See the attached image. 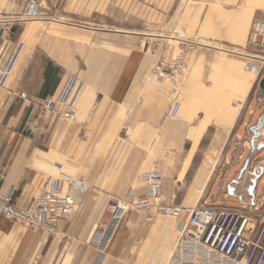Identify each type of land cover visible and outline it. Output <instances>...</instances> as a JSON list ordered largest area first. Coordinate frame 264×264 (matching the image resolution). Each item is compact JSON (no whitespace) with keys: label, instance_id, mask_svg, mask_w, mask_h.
<instances>
[{"label":"crops","instance_id":"1","mask_svg":"<svg viewBox=\"0 0 264 264\" xmlns=\"http://www.w3.org/2000/svg\"><path fill=\"white\" fill-rule=\"evenodd\" d=\"M13 1L11 9L0 0L8 19L22 10ZM46 15L54 17L0 31V64L12 59L0 86V193L12 191V203L25 208L47 179H58L77 212L51 236L0 215V264H168L177 235L172 242L148 213H129L107 253L92 244L113 201L144 197L141 174L154 168L166 204L264 206V128L256 139L250 132L264 116V65L259 76L247 72L244 56L254 23L264 21V0H193L198 18L187 31L209 46L189 52V71L175 84L154 78L155 57L130 49L121 61L120 44L108 56L113 70H101L100 29ZM71 76L72 119L45 111L41 103L56 99Z\"/></svg>","mask_w":264,"mask_h":264},{"label":"built area","instance_id":"2","mask_svg":"<svg viewBox=\"0 0 264 264\" xmlns=\"http://www.w3.org/2000/svg\"><path fill=\"white\" fill-rule=\"evenodd\" d=\"M21 1L20 14L10 19L0 14L1 33L9 32L15 21L43 19L44 13L40 10L38 0ZM187 46L188 43L182 41L176 54H171L170 47L166 48L154 69V76L169 79L175 84L177 77L189 68ZM248 46L252 51L251 54H244L247 59L245 70L259 76L262 68L258 63L264 65V21L254 23ZM220 51L228 52L223 49ZM261 51L262 58L258 56ZM11 66L12 59L0 64V86L7 81ZM77 95L78 78L71 76L58 97L45 99L41 106L45 111H56L63 118L72 119ZM177 107L178 103H174L173 115ZM56 170L60 176L64 175L61 167ZM141 179L149 186L144 197L135 198L128 193L111 204L109 221L97 231L92 243L101 254L109 247L126 216L136 211L148 213L149 218L162 215L180 219L174 252L168 264H264V206L259 210L251 205L243 210L204 205L184 208L165 203L161 177L156 168L142 173ZM68 180L71 184L78 182L69 177ZM76 212L74 199L70 195H61L58 179H47L40 193L25 208L12 203V191L0 193V215L48 236L56 233L59 222L72 219ZM185 214L187 218L182 220Z\"/></svg>","mask_w":264,"mask_h":264},{"label":"rangeland","instance_id":"3","mask_svg":"<svg viewBox=\"0 0 264 264\" xmlns=\"http://www.w3.org/2000/svg\"><path fill=\"white\" fill-rule=\"evenodd\" d=\"M38 1L40 10L44 13L43 18L48 17L47 19H50L54 16L46 14L57 12L63 14L72 24L100 29V69L103 71L113 70V63L109 64L107 62L108 56H112V53H114L112 48L114 44H120L122 49L120 54L121 61L125 59L130 49L155 57L152 63L153 75L154 69L166 48L170 47L172 54L174 48L178 45L175 48L178 52L179 44L185 41L188 43L189 54L192 50L197 48L204 49L206 48L204 47L205 45L209 46L208 43L200 40L195 34H190L187 31L194 25V19L198 18V16H193V0ZM9 3L11 5L10 8L14 9L15 2L9 0ZM216 51L225 53L219 49ZM103 61H106V63L101 64ZM112 61V57L109 58V62ZM188 71L189 68L186 72ZM154 78L156 77L154 76ZM156 79L160 80L161 78ZM132 212L138 213L136 211ZM185 218L187 217L185 216ZM176 221L178 219L162 215L151 217L150 220L152 224L158 222L166 225L170 229L168 238L172 239V242L177 235L175 232ZM110 245L105 253L109 250Z\"/></svg>","mask_w":264,"mask_h":264},{"label":"water","instance_id":"4","mask_svg":"<svg viewBox=\"0 0 264 264\" xmlns=\"http://www.w3.org/2000/svg\"><path fill=\"white\" fill-rule=\"evenodd\" d=\"M260 95L264 97V78L260 80ZM264 128V116L258 120V123L250 128V132L253 134V138L256 139L259 136V132ZM264 144L259 145V148H263Z\"/></svg>","mask_w":264,"mask_h":264}]
</instances>
